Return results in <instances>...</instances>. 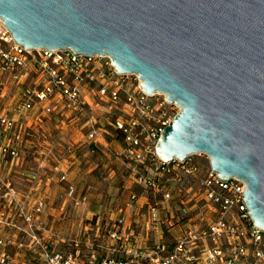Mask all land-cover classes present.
Returning <instances> with one entry per match:
<instances>
[{"label": "built area", "instance_id": "1", "mask_svg": "<svg viewBox=\"0 0 264 264\" xmlns=\"http://www.w3.org/2000/svg\"><path fill=\"white\" fill-rule=\"evenodd\" d=\"M165 97L145 93L138 74L119 73L108 55L74 53L71 48L26 49L0 17V230L21 233L15 246L19 251L37 249L34 264H264V229L255 226L249 214L245 182L234 176L222 178L206 154L207 163L197 158L202 153L168 161L157 154L158 140L180 110ZM59 102L74 116L87 117L88 139L97 133L96 122L88 115L90 103L109 110L108 118L124 142L117 156L134 169L149 165L152 170L139 176L153 196L148 202L149 219L159 220L164 202L178 207L170 220L179 225L180 236L170 250L158 246L146 255L121 256L120 242L127 237L122 215L109 233L113 243L107 254L92 248L83 257L78 250L55 249L45 243L37 219L44 213L45 202L28 203L31 198L20 195L17 186L20 178L50 184L56 173L59 181H66L51 146L44 157L49 168L41 163L21 166L24 160L34 162L41 150L35 138H27L29 131L35 135L34 128L53 114ZM63 150L73 151L71 146ZM19 167L21 177L13 176ZM65 198L75 206L87 202V196H77L71 183L66 185ZM11 241L10 235H0V264H31L16 261L5 248Z\"/></svg>", "mask_w": 264, "mask_h": 264}, {"label": "water", "instance_id": "2", "mask_svg": "<svg viewBox=\"0 0 264 264\" xmlns=\"http://www.w3.org/2000/svg\"><path fill=\"white\" fill-rule=\"evenodd\" d=\"M0 17L26 49L108 55L175 102L159 157L208 155L264 229V0H0Z\"/></svg>", "mask_w": 264, "mask_h": 264}, {"label": "crops", "instance_id": "3", "mask_svg": "<svg viewBox=\"0 0 264 264\" xmlns=\"http://www.w3.org/2000/svg\"><path fill=\"white\" fill-rule=\"evenodd\" d=\"M89 98L92 100L91 96ZM90 105L91 111L88 115H92L97 127L93 139L87 138V117L74 116L62 102L57 104L53 114L39 128H34L33 138L41 146L34 163H41L49 168L44 157L47 147L51 146L58 155L59 168L67 175L66 181H59L60 174L56 173L50 184H33L23 178L18 180V192L20 195H29L31 199L28 203L38 199L45 202L44 213L37 217L40 235L45 242L63 241V232L58 231L55 226L65 224L71 227L68 230L70 239L78 241V234L87 235L88 239L90 235L86 227L82 231H76L74 226H81L83 223L85 226L93 218L96 224H109V220L115 222L122 215L125 218L127 237L120 242L121 256L146 255L158 246L164 247L165 251L170 250L174 240L180 236L179 225H173L170 220L173 210H176L175 204L162 203L159 220L153 222L149 219L148 202L152 201L153 196L140 183L139 176L149 175L152 170L149 165H139L134 169L117 156L123 149L124 142L108 118L109 110L101 106L93 107L91 103ZM63 146H71L72 153L64 151ZM29 164V161L24 160L21 166L28 168ZM21 169L22 167L15 169L13 176L21 177ZM69 183L76 187L77 196H87L86 204L75 206L65 198V188ZM120 191L123 192V197L119 196ZM110 228L112 229L108 227L102 236L111 244L113 241L109 239ZM7 234L12 241L5 248L16 261L34 264L38 260L37 249L19 251L15 246L16 237L21 233L17 230H0V235ZM171 238L173 242L167 243V239ZM49 246L57 249L52 244Z\"/></svg>", "mask_w": 264, "mask_h": 264}, {"label": "rangeland", "instance_id": "4", "mask_svg": "<svg viewBox=\"0 0 264 264\" xmlns=\"http://www.w3.org/2000/svg\"><path fill=\"white\" fill-rule=\"evenodd\" d=\"M33 136H35L33 134V131L32 132L29 131V134H28L27 138L29 140H31ZM27 152H30V154H32L33 150L32 149H28ZM197 158L199 160H201L203 163H207L208 162V159H207V157H206V155L204 153H202V156L201 155H197ZM29 162H30L29 165H31V167H33V165L35 163L31 159H29ZM122 167L124 168V166H122ZM121 191L119 192V196H122V195L124 196L123 192H121ZM175 207H177V206H175ZM177 208H176V210H177ZM108 223L109 224H102L101 222H99L98 224H96V220H95V218H93L91 221H87L86 225H88V226H86V225L84 226V223L81 226H74V229L76 231H78V230L82 231V228L86 227L88 235H90L89 238L86 239L87 235L86 236H82V235L78 234L77 236H79V238L76 236L78 241H75L74 238L70 239L71 238L70 235L68 236V230L71 229V227L69 228L68 225L61 224V225L55 226V227H56V229L58 231H62L63 232V241L60 240L57 243L56 242L53 243L51 241H48V242H45V243L48 244V245L52 244L53 247H56L57 249L66 250V251H76V250H78L79 251L78 252L79 255H81L83 257H85L92 248L100 251L102 254H107L108 253V248L110 249V241H107V239L105 237H103L102 234L106 233L107 232L106 231L107 228L108 227H112V225H114L115 222L109 220ZM173 234H175V233H173ZM75 242L78 244V246L75 245ZM171 242H173L172 238L171 239H167V243H171Z\"/></svg>", "mask_w": 264, "mask_h": 264}]
</instances>
